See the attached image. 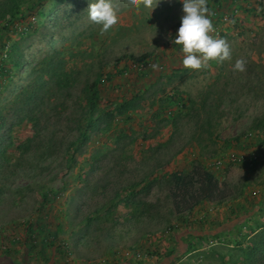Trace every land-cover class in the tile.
I'll return each instance as SVG.
<instances>
[{
  "label": "rangeland",
  "instance_id": "rangeland-1",
  "mask_svg": "<svg viewBox=\"0 0 264 264\" xmlns=\"http://www.w3.org/2000/svg\"><path fill=\"white\" fill-rule=\"evenodd\" d=\"M93 2L27 0L0 19V264H264V18L222 36L220 23L212 35L232 59L192 71L168 67L180 0L152 13L112 0L118 23L104 35ZM134 57L159 67L126 73ZM253 150V166L213 168ZM198 162L229 193L196 206L207 227L194 223L200 207L179 214L170 196V175Z\"/></svg>",
  "mask_w": 264,
  "mask_h": 264
},
{
  "label": "clouds",
  "instance_id": "clouds-1",
  "mask_svg": "<svg viewBox=\"0 0 264 264\" xmlns=\"http://www.w3.org/2000/svg\"><path fill=\"white\" fill-rule=\"evenodd\" d=\"M161 0H121L124 7H141L149 9L151 13L159 6ZM181 24L173 43L180 48L183 56L182 64L185 69L198 71L208 68L211 61L218 64L231 60V47L223 38H214L215 32L212 19L214 15L207 6V0H181ZM88 18L92 23L101 25L100 35H104L118 23L117 11L112 0H95L87 9ZM246 60L237 59L233 71L244 72ZM153 70L158 65H151Z\"/></svg>",
  "mask_w": 264,
  "mask_h": 264
},
{
  "label": "trees",
  "instance_id": "trees-1",
  "mask_svg": "<svg viewBox=\"0 0 264 264\" xmlns=\"http://www.w3.org/2000/svg\"><path fill=\"white\" fill-rule=\"evenodd\" d=\"M26 2L27 0L0 1V19L6 20V25L3 26H7V23H11L17 18L19 15L18 11ZM134 59L136 61H144V57H134ZM183 80L184 79H182V81ZM99 82L100 81L96 79L87 84L84 88L85 99L90 107L91 117L94 115L91 110L95 108L97 101L100 99V94L98 92ZM172 96L175 97L174 95ZM172 100H174V98ZM175 100L178 102V99ZM124 107L127 109L134 108L131 100ZM168 111L173 115V110ZM169 180L171 185L170 196L179 214L192 211L198 204L204 201L220 203L229 197V193L223 187L224 184L217 179L210 169L200 162L195 163L189 171H177L172 173ZM144 189H147V187Z\"/></svg>",
  "mask_w": 264,
  "mask_h": 264
},
{
  "label": "crops",
  "instance_id": "crops-1",
  "mask_svg": "<svg viewBox=\"0 0 264 264\" xmlns=\"http://www.w3.org/2000/svg\"><path fill=\"white\" fill-rule=\"evenodd\" d=\"M180 2H181V0H180ZM249 2L250 1H248V0H207V6H208L209 10H212V9L217 10L218 11V15L224 14V13H227V12H233L234 9H235L234 5H236V7L239 8L240 12L237 11V15H235V17L237 18L236 21H235L236 23L232 24V26H230L227 29L225 27L223 32L221 33V36L223 34H225L226 31L227 32L230 31V30L233 31V29L234 30H239V28L247 30L248 28H254L255 27V23L263 22L264 16L261 15V11L259 12V11L255 10V9L250 8ZM212 22H213V20H212ZM216 23H219V21H216ZM214 24L215 23L213 22V25ZM230 34L231 33H229V35ZM213 37H215V36H213ZM226 37H229V36H226ZM178 48H179V46H178ZM179 50H180V48H179ZM173 54L175 56L174 55L170 56V63H169L168 67L172 66L174 63L182 64L183 56L180 54V51H176ZM172 68H173V66H172ZM183 70H185V69H183ZM187 73H186V70H185V75L182 77V79H185V78L189 77V74H187ZM171 98L173 99V97H171ZM134 109L135 108H131V109H128V111L132 113V111H134ZM168 110H170V109H168ZM166 116H167V118H171L172 115H171V113L169 111H166ZM165 123L169 124L170 121H166ZM163 128L164 127H162V129H160L157 134H160L161 130L163 131ZM156 136H158V135H156ZM164 136H165V134H164ZM170 137H171V134L167 136V139H165L166 140V141H164L165 144L168 142ZM149 139H150V136H146V134H145L144 138L142 139V141H143V143L146 142L145 144H147ZM236 153H241V152L238 151ZM203 164H205V163H203ZM158 166L160 167V164H158ZM213 168L215 170L223 169V167H218V166H213ZM209 169L215 174L213 169H211V168H209ZM217 172H220V170L217 171ZM201 205H203V204H201ZM198 207H200L199 208L200 215L197 218L201 217L202 220L201 221H199V220L197 221L196 220L197 218L194 217V223H195L196 227H203V226L207 227V225H209V222H210L209 221L210 217H208L206 215L203 216V214H201V213H203V211H202L203 209L201 208V206H198ZM198 207H196L193 211H191L190 214L194 215L195 212H196V209Z\"/></svg>",
  "mask_w": 264,
  "mask_h": 264
},
{
  "label": "built area",
  "instance_id": "built-area-1",
  "mask_svg": "<svg viewBox=\"0 0 264 264\" xmlns=\"http://www.w3.org/2000/svg\"><path fill=\"white\" fill-rule=\"evenodd\" d=\"M250 8L255 9L257 11H261L262 5L264 3V0H248ZM210 12H212L214 15H212V19L218 18L219 23H215L213 26L215 28V35H220V32L218 31L219 27H220V23H223L224 25H229L232 26V24H235L236 22V17L235 15H237V13H231L228 14L224 13V14H220L218 15V11L215 9L210 10ZM218 15V16H217ZM181 24V23H180ZM180 26V25H179ZM152 64H158V62L156 60H148V61H136V60H131L129 63L128 68L125 70L126 73L131 72L132 70H136V71H141L146 67H151ZM159 66V65H158ZM152 68V67H151ZM163 66H160V69H162ZM104 80V79H103ZM259 151L258 150H253L251 151L249 154L246 153H227L224 155H220V157H217L214 161L213 164L215 166L218 167H224L226 164H247L250 166L255 165L258 160H259Z\"/></svg>",
  "mask_w": 264,
  "mask_h": 264
}]
</instances>
